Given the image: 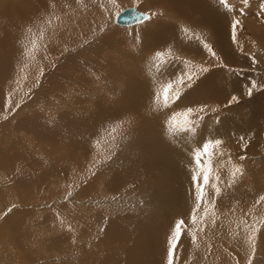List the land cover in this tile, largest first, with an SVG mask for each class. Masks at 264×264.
<instances>
[{"label":"bare ground","instance_id":"bare-ground-1","mask_svg":"<svg viewBox=\"0 0 264 264\" xmlns=\"http://www.w3.org/2000/svg\"><path fill=\"white\" fill-rule=\"evenodd\" d=\"M133 2L137 3L138 1L0 0V65L7 63V67L1 71L3 77L0 76V112L6 109L7 94L11 93L15 85H18L17 81L22 82L19 75L30 77V74L34 73L35 70H47L51 63H53V67L47 73H57L59 68L61 74L65 75L71 84L77 85L78 91L83 92L81 96L77 97L75 95L76 100L73 102H67L68 104L66 105L57 104L56 106H60V110H65L59 116L46 117L41 113L32 114L33 112H31L30 114L28 112L29 114L25 117V114L21 116L22 120L17 126V129L25 127L28 130L36 131L48 143L54 142L56 146L61 144L67 147L65 154L64 152L62 154L59 153L61 149L59 151L56 149L58 152L50 149L51 152L55 153L54 155L63 156L62 158L65 161L62 162L60 160L61 156H59V160L50 162L53 170L51 172L48 170L49 172L46 173L48 177L52 173H60L71 178V169L75 167L81 169V171L88 169L87 172H84L89 173L86 178L92 175L99 177V180L94 185L96 193L86 202L82 199L87 205H91V207L89 206V213L86 216L79 215L75 220L73 218L77 214L71 218L73 220L71 223H81L75 226L76 229H79L81 225H91L87 226L79 235V238H82L81 242L62 236V240L59 239L60 241H50L48 239L49 243L54 246H59L60 244L66 249H70L73 246L75 248L78 244L81 245V247L76 249L73 256L68 255L65 257L67 264L77 261V264H84L82 261L84 262L86 259L90 260V262L85 264H167V241L171 231L174 229V222L183 219L185 231L182 233L180 242L173 253V264H185L189 256L207 257L206 253L210 251L221 257V259L219 258L220 262L210 258L212 261L210 264H247L251 251L247 238L250 233L245 230L247 224L255 225L260 230L258 233L257 254L253 262H257V259L264 261V205H261L264 203V199H262L264 197V167H262V163H259V166L253 169L248 166L249 169L246 168V170H244L245 164L240 165L241 167L244 166L241 168L242 173L246 172L247 169L252 171L251 173L250 171L248 172L249 177L245 173L246 176L242 174L248 179H246L247 181H244V177L242 178L243 180L239 178L243 181L240 186H250L251 191L255 187L254 190L257 192L254 193L253 191L252 194L241 191V187L229 190L223 183L218 182L222 186V192L217 195L214 189L217 181L215 180L216 175L213 168L212 184L206 188L205 201L201 208L197 210L195 208L196 201L193 196V182L191 180L193 170L196 168L194 152L197 148H202L203 143L208 140H222L225 137L222 131L224 123H222L223 121L220 118H217L218 116H214L212 119H216L213 121H217V123L214 128L212 127L213 129H209L212 124L209 125L205 118L203 127L197 125L198 129H200L199 134L177 131L173 138L168 133L170 116L177 115L176 113L179 114L190 106H199L206 103L210 108L212 106L208 105V103L212 99H217L218 102L220 97H213L216 93H219V86L216 82H220L226 77L222 78V74L216 76L212 74L210 77L207 76L206 80L196 86V88L183 89L184 95L181 97L183 103L178 100L176 104L167 109L163 106L162 98L157 101L153 96V93L159 92L158 89L166 86L169 80L175 83L180 75L179 69L182 67L179 62H173L171 70H166L164 76L161 77L154 67L150 65L151 63L154 65L156 62L154 60L155 52L157 51L155 47L166 49V52H168L167 48H172L173 50L177 48L182 51L185 49L192 54V57H194L193 53H195L198 57H202L199 58L202 62H206L205 55L209 52L203 47L205 42L202 39H212L210 34L213 32L218 36L219 31L221 32L220 28L226 31L229 30V23H227L228 21L225 22L227 19L222 18L225 23L221 24V21L218 24L219 12L222 11L219 10L217 12L216 9L219 0H161L159 1L161 4L159 5L160 11L162 12L166 9L164 5L167 6V9L169 7L170 9L164 11L163 15L157 19L129 25L118 24L116 22L117 14L127 7L136 5ZM121 4L130 5L123 6L124 8L120 9L117 14L115 13V18L113 15H109L106 21L105 13L109 14V10L113 9V6ZM153 4H155L153 1L145 2L139 8L141 10L151 9ZM135 8L138 9L137 6ZM140 9L138 10L141 11ZM216 12L219 14L217 17ZM221 13L226 12L223 10ZM197 15L201 17L200 19L204 24L202 27L204 28L192 24L191 22L194 19L192 21L186 19V16L189 18L194 16L195 18ZM224 16L227 17L226 15ZM172 21H176L178 27ZM114 23L130 27H115ZM185 27L190 32L195 33L191 40H188L182 31ZM153 36H157L154 41L151 39ZM197 37L202 39H197ZM217 42L222 43V41ZM33 43L35 44V49L32 51L31 57H29L28 53L32 50ZM125 47H128V49ZM50 50L53 51L52 55L48 54ZM174 53L176 54V52H172L171 55L173 56ZM51 56L53 57L52 60L47 61L45 59V57L49 58ZM182 57L183 60L195 64L196 60L190 56L183 55ZM160 63L162 64V61ZM15 67L18 68L17 71L20 69V74H16L14 76L16 78L13 79ZM86 67L88 68L87 70ZM71 69H84L85 71L80 72L79 70L70 74L69 71ZM86 71L104 72L103 75L101 74L95 79V82H102L104 85V88H101L98 84L96 85L101 88L99 91L104 89L102 93L94 91L93 84L91 85L90 81H86V79H90ZM173 71H175V75H170ZM47 73L46 78L49 77ZM70 76H74L73 79ZM112 76H115V79L110 78ZM120 77L126 80L124 82L126 84L123 86H121L123 82L120 85H116V91L122 89L120 92L118 91L121 94L113 96L116 100L104 97L103 93L108 92L107 94L111 95L112 90H114L109 83L115 80L117 84L119 80L122 81ZM256 80L261 81L258 78ZM259 82L257 81V83ZM193 83L195 84L196 82L193 81ZM47 84L50 89L45 90L41 87L46 94L45 96H49L57 88L62 87H59L56 82ZM5 87H8V90ZM233 95L234 93L230 94L226 101L216 102L217 105L214 107H221L222 104L228 103L229 98ZM81 98H84V100H78ZM199 99H203V101L195 102ZM46 101L47 105L51 106L52 109H54L55 102H58L55 98L52 101L50 99ZM25 108L26 106H22L20 113L24 112ZM229 108L232 109L231 112L236 110L235 107L230 106ZM261 110H264V108L262 107ZM123 113H128L134 118L131 126L125 123L122 127H117L120 124V120L116 119V117ZM257 113L259 112L257 111ZM253 114L255 115V113ZM222 117L225 120L226 116ZM262 121L264 122V118ZM182 123L183 118L177 115V121L172 124V127L175 128L176 125ZM261 126L263 125L261 124ZM113 127H116L115 133L111 131ZM236 127L238 128L239 126ZM17 129L13 128V131ZM119 132H121V135ZM116 134L120 136H116ZM113 136L115 139H113ZM253 136L255 135L253 134ZM97 140L101 142L99 147L96 146ZM227 144V141H224L220 147L228 151V153L220 156L219 150H217L216 156L221 159L219 160L221 164L222 162H230L232 159L237 160L240 158L239 155L232 154L231 148ZM136 147L140 149V152L142 151L141 154H137L138 150H136ZM242 147L244 146L242 145ZM104 150H106L105 154L103 153ZM263 150L264 142L259 145L258 150L254 147L246 149V151H249L247 152L248 154L251 153L250 156L260 153V151L263 152ZM14 153L18 152L9 151L7 156L14 158ZM92 153H99L97 160L94 163L92 162L93 165L91 163L92 166L84 164L86 163V156ZM81 154L83 155L82 160L76 161V164L74 159ZM231 154L232 156L229 157ZM0 158L4 159L3 157ZM20 158H24V155L20 154ZM107 159H110L112 163L107 165ZM208 159L207 156L204 157L206 166ZM261 159H264V157ZM217 161L212 157L211 167L212 165L218 166L217 163L220 164V162ZM3 163L4 165L6 164L5 162ZM60 164L73 165L71 169L66 165L60 171L57 168L54 169V167L60 168L62 166ZM37 166L38 163L34 160L33 167L36 169ZM85 167L87 168L84 169ZM6 169L8 170V168ZM6 169L4 170L7 171ZM197 170L199 171V169ZM161 173L162 175L160 176ZM88 182L85 180L82 185L85 186ZM36 183L35 185H37ZM52 185L51 183V188H53ZM78 190L80 191L81 188L77 189L76 195ZM133 190L135 192H132ZM113 192L117 196H114ZM16 195L19 196L21 194L17 193ZM1 196L0 205L5 203L2 201ZM113 197L116 199L113 200ZM238 199H244L250 205L252 201L257 202L258 200L259 205L262 206L258 212V217L249 214V217L242 216L240 214L241 210H234L232 213L228 212V209L234 207L235 201ZM84 202L81 203L84 204ZM220 202L223 206L216 204ZM52 205H54L53 201ZM120 207L125 208V212H119L117 209ZM223 207L226 209H222ZM133 208L138 209V211L135 212ZM205 208L208 212L207 216H204ZM77 210L81 211L82 209ZM215 212L218 214L221 212L220 214H222H219L221 218H218L219 222H217V224H221V227L213 225L209 221ZM223 212L226 214H223ZM192 215L197 216L195 223L192 221ZM52 216V220L57 217ZM217 217L219 216L217 215ZM200 223L204 224V229H200L202 228L199 226ZM97 225H102L103 230L96 236L92 233L95 232L94 228ZM198 234L200 236L203 235L207 240H212L215 248L213 249V244L212 248H210L212 242H208L210 245L209 249L206 250L203 242L198 240ZM88 236L91 238L88 239ZM225 242H229V245L226 246L227 243L225 244ZM45 245L47 244L45 243ZM82 255L85 256L81 260ZM228 256L232 257L227 258ZM231 258L234 260H231ZM59 263L63 264L62 260Z\"/></svg>","mask_w":264,"mask_h":264},{"label":"rangeland","instance_id":"rangeland-1","mask_svg":"<svg viewBox=\"0 0 264 264\" xmlns=\"http://www.w3.org/2000/svg\"><path fill=\"white\" fill-rule=\"evenodd\" d=\"M133 1H135V0H133ZM136 1H138V2L137 3L133 2L136 4L133 6L134 7L137 6L138 9H140L139 6L145 2H152L153 1L155 3V4L151 5V9H147V10L146 9L145 10L140 9L141 11H144L146 13L153 14V20L157 19L159 16H162L164 11L170 9V7L167 9V6L164 5L165 6L164 8H166V9L161 12L160 11L161 9L159 8V5H161L159 1H161V0H144V1L143 0H136ZM228 2L230 5L234 6L236 9L243 7L245 9L246 14L241 16L238 13V11L231 14V15H234L235 18L241 20V26L238 29V40L236 42H233L231 39V33H230V27L229 26H228L229 30H227V31L220 28L221 32H222V30H223V32L221 33L219 31L218 36L214 32L212 33L213 36H212V34H210L212 39L211 38L210 39H207V38L202 39V40H204L205 43H208L211 47H213V49L219 54L218 57L214 58L211 56L210 53H208L207 55H205L206 62H202L201 59H199L202 57H198L195 53H193L194 57H192V54L188 53V51L185 49H184V51H182V50L175 48L174 49L175 51H174L172 48H167V51L169 52V49H170V50H172L171 53L176 52L177 55L174 53L173 56H177L182 60H183V57H182L183 55L190 56L191 58L196 60L195 64H199L201 66L209 68L208 73L202 74L203 79L200 80L199 84H202L206 80V77L207 76L210 77L212 74H214L215 76L222 74V78L226 77L223 79L224 81L222 80L223 82L222 81L216 82L219 86V88H218L219 93H216V95L213 96L215 98H216V96L220 97L222 100L220 98H218V102H217V99H212L210 101V103H208V105L212 106L210 108L220 109V111L218 112V115L210 114V115L206 116L205 118H206V121H208L209 125L212 124L209 126L210 127L209 129H213L217 123V121H215V122L213 121L216 119H212V118H214V116H218L217 118L218 119L220 118L223 121L222 123H224V124L222 125V127H223L222 131L224 133L223 135L225 136V137H223V139H225L224 140L225 142L227 141V143H228L227 145L230 146L232 154L239 155L240 158L237 160L232 159L230 162L229 161L222 162V164H221V161H219L221 159L215 155L213 157L215 158V160H218L217 162H220L221 165L219 163H217L218 166L212 165V168L215 169V175L217 173H219L221 175V180L219 182L223 183V185H225V187H227L229 190L230 189H236L237 187L238 188L241 187V191H245L247 193L252 194L253 191H254V193L257 192L256 190H254L255 187H253L252 188L253 191H251L250 186H246V185L240 186V185H241V182L243 184V181H242L243 179H244V181L248 180L244 176H246L245 174H247V176L249 177L248 172L249 171H250V173L252 172L251 170H248L249 168L250 169L256 168V166H259V163L260 164L262 163V167H264L263 166L264 165L263 164L264 159H261L264 157V150H263V152L262 151H260V153L258 152L259 154L255 152L256 154L251 155V156H250L251 153L248 154L247 152H249V151H246V149L251 148V147H254L255 149L258 150L259 145L264 142V124H263L264 122L262 121L264 118V110H261L262 107L264 108V94H263L264 93V61H263L264 60V52H263V50H264V14H262L258 8V5L261 2V0H253L251 6L243 5L242 0H228ZM133 3H131V4H133ZM129 5L130 4H128V5L127 4L116 5V6H113V9H111L112 8L111 7L110 8L111 10H109L110 13H109V11H107V13H109V14L105 13V20L108 19L109 15L114 16L115 13L117 14V12L120 9L124 8L123 6H129ZM216 9H217V12L219 10L220 11L222 10L221 12H223V10H225V12H227V10L224 7H222V5L220 6V4H218ZM217 12H216V17L220 14V16L218 18V24H220L221 21H222L221 24H224L227 21H228L227 23H229L231 16L225 17L224 16L225 13L219 12V14H218ZM156 13H162V15L157 16ZM114 18H115V16H114ZM200 18L201 17H199V15L195 16V18H194V16L190 17V18L188 16H186V19H189L191 21L194 19L191 22L192 24H195L198 27L204 28V27H202V26H204V24L202 23V20ZM222 18L225 20L227 19V20L224 22ZM172 22L176 27H178V23H176V21H172ZM114 26L115 27H130V26L117 25L115 23H114ZM206 29H208V28H206ZM223 33H224V35H223ZM151 39L154 41L157 39V36H153V37H151ZM217 41H222V43L220 44ZM125 48L128 49V47H125ZM155 49L157 51L168 53V52H166V49H163V48L155 47ZM50 51L48 52V54L52 55L53 51L52 50H50ZM64 54H66V53L64 52ZM180 55H181V57H180ZM224 55H226V56H224ZM45 59L48 61V60H52L53 57L52 56L49 58L45 57ZM175 62H179V61H175ZM187 62H189V61H187ZM172 63H173V61H171V60H169V62L167 64H164V62L162 61L163 65L161 64V67L166 68V70H169L172 66L171 65ZM150 65L153 66L152 63ZM6 67H7V63L4 65H0V76L1 77H3L1 75V73H2L1 71ZM52 67H53V63H51V65H49L48 69L45 71L44 70H40V71L35 70L34 73L30 74V77H27V75H24V76L19 75L20 69L17 71L18 68L15 67V70L13 72V77L16 74H18L19 78L22 80V82L20 81L19 85H15V88L13 87V90H11V93H14V95L12 96L13 108L12 109H5V110L0 112V157H3L5 159L4 160V159L0 158V195H2L1 196L2 201L5 202V203H3L5 208L3 207V204L0 205V215H2L6 211V207L8 208V207H11L12 205H16V208L13 210V212L8 217H6L4 220L0 221V264H56L57 262H58V264H61V263H59L60 260H62L63 264H67V259H65V257L68 255L73 256L76 249L81 247V245L76 243L78 245L75 248L73 246L72 247L73 249L70 248V249H72V250H70V249H66L65 247H62V245H60V244H59V246H54L52 243H49V242L50 241H58L59 239L62 240V236L66 237L68 239H76V240H78V242H81L82 238H79V235H81V232H83V230L86 229L87 226H91L90 224L81 225V227L79 229L78 228L76 229L75 226H78V224H81V223L80 222L71 223V221H73L71 218H73V216H75L77 214L73 218L75 220L77 216H79V215L86 216L89 213V210H90L89 206L91 207V205H87L85 202L88 201L90 199V197H92L93 194L96 193V189H95L94 185L99 180V177H96V176L94 177V175H92V176H89L88 178H86L89 175V173H84V172L88 171V169H86L87 167L84 168L86 170H82V171H81V169H78L75 166H74L75 168L71 169V166L73 164H71V166L65 164L67 167H70V169H71V178H69L68 175H61L60 173H56V174L52 173L51 176L48 177V175L46 173L49 171L51 172L53 170V168L51 169L52 163H50V162H54L56 160H59V156H61V155H59V156L54 155L55 154L54 152L55 151L58 152L59 149H61V152H59V153L62 154L64 152V154H65L67 152V147L64 145H61V144L56 146L54 142L48 143L47 141L42 139L34 130H28L25 127H23V128L21 127V128L17 129L18 124L22 120L21 116H23L24 114H25L24 117L29 113L31 114V112H33L32 114L41 113V114L45 115L46 117L59 116L60 114L64 113L65 110H63V109L60 110L59 109L60 106H56L57 104L61 103L62 105H66V104H68L67 102H73L76 100L75 95L78 97V96H81L83 94L82 91H78L77 85L71 84V82L68 81L66 76L61 74V71L59 70V68L57 69V73H55V72L47 73V71ZM87 69L88 68L86 67V70ZM79 70H80V72L85 71L84 69H79ZM79 70H76V69L72 70L71 69L69 71V73L72 74L73 72H78ZM86 72H87L86 73L87 76L90 77V79L85 78L86 81L88 80L91 82V85L93 84L92 86H93L94 91L102 93L104 89L101 91H99V89L104 88V85L102 84V82H95V79H97L101 74L103 75L104 72H100V71H98V72L86 71ZM46 73L49 74L48 78H46ZM224 73L227 75H225ZM241 73H244V74L241 75ZM255 75L256 76L259 75L257 78L261 80L260 82L262 84L259 82V80H256V83H257V81L259 82V83H257L258 85L256 84V87L257 86L258 87L257 88L255 87L253 89L252 94L249 95V94H247V90H245V89H247V87H250L251 82L254 81L255 79H257ZM52 76H53V78H52ZM252 76H253L254 80L252 79ZM73 77L74 76H70L71 79H73ZM15 78L16 77H14L13 79H15ZM110 78L115 79V76H112ZM120 79H122V81L119 80V82L117 84H116L115 80H113V81H111V83H109L113 86L114 90H112L111 95H108L107 94L108 92L105 94L103 93L104 97H109V98L116 100V98H114L113 96H115L117 94H121L119 92L122 90V89H119L118 90L119 92L116 91V88H117L116 85H120V84H122V82H123V84L121 86L126 84V83H124L126 81L125 78L120 77ZM250 79H251V81H250ZM233 81H235V83H233ZM49 82L50 83L56 82V84L59 85V87L62 86L63 88L61 87L59 89L57 88L56 90L54 89L55 90L54 93L51 92L52 94H50L49 96H45L46 94L44 93V90L41 89V87L45 90L50 89V86L47 84ZM97 84L101 88L97 87L96 86ZM71 85H73V86H71ZM159 85H161V83H159ZM239 86L242 88H240ZM208 87H209V85H208ZM217 87H215V88H217ZM5 88H6V90H8V87H5ZM11 88H12V86H11ZM160 90L161 89L159 88L158 91H160ZM29 91L31 92L30 96L26 95V93H29ZM76 93H78V94H76ZM232 93H234V95L237 97V100L235 102H230V98H231L230 97L228 103H225L224 105L222 104L221 107H214L220 101H223V100L226 101V99ZM260 97H261V99H260ZM54 98L58 101V102H55V104H54L55 110L52 109L51 106L47 105V101H46L48 99H50V101H52V99H54ZM78 100H84V98H81ZM260 100H261V102H260ZM200 101H203V99H199L195 102H200ZM17 104L20 105V108L22 106H26L25 111L20 113V108L17 110L15 107ZM245 104H246V106H244ZM230 106L235 107L238 112L236 110L231 112L232 109L229 108ZM257 106L259 109L257 108ZM250 110H252V111H250ZM257 111L259 113H257ZM181 112H183V111H181ZM224 113H225V115H224ZM253 113H255V115ZM176 114L178 115V113H176ZM222 116H224V117L226 116L225 117L226 121L224 120V118ZM5 117H8V119H5ZM260 117H261V119H260ZM211 119H212V122H211ZM259 120H261L260 121L261 123L259 122ZM242 122H243V124H242ZM169 123H168V126H169ZM246 124H247V126H246ZM261 124L263 126H261ZM236 126H239V127L237 128ZM254 126H256V127H254ZM251 127H253V128H251ZM13 128H16L17 130L13 131ZM239 128H241V129L238 130ZM245 128L248 130H246ZM260 131H262V132H260ZM252 132L255 136H253ZM119 134L121 135V132H119ZM119 134H116V136H120ZM241 135L244 137L243 141L240 140ZM248 136H249V138H248ZM52 143H54V144H52ZM4 145H5V148H4ZM242 145L244 147H242ZM245 145H247V146L245 147ZM54 146H56V147H54ZM239 148H240V150H239ZM50 149L54 152H51ZM136 150H138L137 154L142 153V151L140 152L139 151L140 149H137V147H136ZM9 151H15V152H18L20 154H23L24 158H20V154H18V153L13 154V155H15V156H13L14 158L8 157L7 152H9ZM143 151H144V149H143ZM243 152H245V154H243ZM103 153L105 154L106 150H104ZM224 153H228V151L224 150ZM51 154H53V155H51ZM232 154L229 155V157H231ZM18 155H19V157H18ZM98 155H99V153H92L91 155H87L86 156V163H84V164L92 166L93 163L97 160ZM82 156L83 155L81 154L79 157L75 158L74 162L76 163V161L77 162L81 161ZM62 157L63 156L60 157V160L63 162L65 160H63L64 158H62ZM258 157H260V158H258ZM34 160L37 161V163H38V166L36 169L33 167ZM262 160H263V162H262ZM7 161H9L8 163H10V164L6 163ZM3 162H5L7 165L5 164L6 165L5 166ZM91 163H92V165H91ZM109 163H112V162H110V159L109 160L107 159L106 164L108 165ZM237 164L238 165H241V164L244 165L245 164L244 165L245 167L243 166L244 170H246V168H248V166H249V168L247 169L246 172H243L244 176L237 174V176L235 177V180H234L232 173H233L234 165H237ZM60 165H62V164H60ZM65 165H62L60 168L54 167V169L57 168L60 171V169L61 168L63 169L65 167ZM243 167H241V168H243ZM6 168H8V170ZM4 169H6L7 171H5ZM25 169H27L26 170L27 172L25 171ZM149 174H148V176H149ZM161 175H162V173L160 174V176ZM239 178H241V179L243 178V179L241 180ZM85 180L89 181L88 183L90 184V186H88L89 185L88 183L85 184V186L82 185L83 183H85ZM94 180H95V182H94ZM239 180H241V181H239ZM35 183L37 185H35ZM51 183L53 184L52 185L53 188H51ZM77 183H78V185H76ZM74 184H75V186H73ZM92 187H93V189H92ZM78 188H81V190L80 191L78 190V193L76 195ZM83 188L84 189L86 188L85 191ZM82 189H83V191H82ZM87 190H88V192H87ZM122 192H125V191H122ZM132 192H135V190H133ZM17 193H19L21 195L17 196L16 195ZM69 193H71V196H69ZM113 194H114V196H117V194L115 192H113ZM3 196H4V198H3ZM81 197H83V198H81ZM82 199H84L85 202ZM52 201H53L54 205H52ZM81 202L82 203L84 202V204H82ZM216 204L222 205L221 202L216 203ZM259 204L260 203L258 202V200H257V202L252 201V204L250 205L247 203V201H244V199H238L235 201L234 207H232V208L230 207L231 209H228V212L232 213L234 210L235 211L241 210L240 214L242 216H248L249 217V215H255L256 217H258V212L260 211V208L262 207ZM261 205H264V203ZM123 207H125V206H123ZM123 207H120L117 210H119V212H122L125 209ZM62 209H64V210H62ZM77 209H79V210L82 209L84 213L82 212V210L78 211ZM222 209H226V208L223 207ZM73 210H74V212H73ZM133 210L135 212L138 211V209H136V208H133ZM221 212H222V210H221ZM221 212H219V214ZM72 213H74V214H72ZM219 214L215 212V214L209 220V221H211V223L213 225H216V226L219 225V224H217V222H219L218 218L220 219L221 218L220 215H222V214H220V215ZM223 214H226V213L223 212ZM52 215L57 216V217L53 218V220H52V218H51V217H53ZM217 215L219 217H217ZM61 221H63V226L61 224ZM68 225L72 226L71 231L68 230ZM13 226H14V228H13ZM101 226L97 225L94 228L95 232H93L92 234H94L96 236L99 235L102 232L101 229L103 226L102 227ZM199 226L202 227V228L199 227L200 229H204V227H205L204 224H201V223ZM263 228H264V225H263ZM245 230H248L247 227L245 228ZM15 231H16V235H15ZM93 237H95V236H93ZM197 237H199V239H198L199 241L201 240L203 242V245H204V247H206V250L209 249V245H210L209 243H211V242L212 243L210 245V248H212V247H213V249L215 248L214 242L212 240H207L206 238H204L203 235L200 236L199 234L197 235ZM201 237H203V238H201ZM90 238L91 237L88 236V239H90ZM48 239H50V241ZM45 243L47 245H45ZM206 244L208 245V247ZM212 244L214 246H212ZM225 244H226V246H228L229 242H225ZM60 249H61V251H59ZM210 253H211V251L209 253H206L207 257L206 256L205 257L189 256V258L187 259L185 264H208V263L210 264L212 262L211 260H214L216 262H220L219 258L221 259V257L218 254L212 252L210 255ZM256 254H257V252H256ZM83 256H85V255H82L81 260L83 259ZM230 257H232V256H228L227 258H230ZM210 258H211V260H210ZM44 260L46 263L44 262ZM231 260H234V259L231 258ZM51 261H53V262H51ZM88 262H90V260H88V259H86V261H84V262L82 261V263H84V264L88 263ZM73 263H69V264H73ZM75 263L77 264L78 261ZM262 263H264V261H260L259 259H257V262H255V261L253 262V264H262Z\"/></svg>","mask_w":264,"mask_h":264},{"label":"snow or ice","instance_id":"snow-or-ice-1","mask_svg":"<svg viewBox=\"0 0 264 264\" xmlns=\"http://www.w3.org/2000/svg\"><path fill=\"white\" fill-rule=\"evenodd\" d=\"M252 2L253 0H242L243 5L251 6ZM219 4L222 5L227 10L225 15L231 16L229 20L231 39L233 42H236L238 40V29L241 26V20L235 18V16L231 14L238 11L239 14L243 16L246 14L245 9L243 7L236 9L234 6L229 4L228 0H219ZM258 8L260 12L264 14V0H261V2L258 5ZM156 15L159 16L162 15V13H156ZM142 16H143V21H149L153 19V14L151 13H145L142 14ZM182 31L188 40H191L192 37L195 35L194 32H190L189 29L186 27L183 28ZM197 39H202V38L197 37ZM203 47L208 50V52L211 54L212 57L216 58L219 56V54L208 43H204ZM34 49H35V44L33 43V48L28 53L29 57H31L32 51ZM154 60L156 62L154 63L153 67L155 71L161 75V77H163L166 72V68L161 67V63H160L161 61H163L164 64H167L169 60L173 62L179 61L180 65L182 66L179 69L180 75L179 77H177L175 83L169 80L166 86H163L159 92L153 93V96L157 101H159L162 98L163 106L166 109L176 104L178 100H180L181 103H183V100H181L182 95H184L182 90L188 88H192V89L196 88V86L199 84L200 80L202 79V74L209 72V68L207 67L201 66L199 64H191L185 60L180 59L177 56H172L171 50H169L167 54L161 51H156ZM170 75H175V71H173ZM193 81H195L196 83L194 84ZM17 84L19 85V81H17ZM255 87H256V81L254 80L251 82V86L247 88V94L251 95ZM30 94H31L30 91L29 93H26V95L28 96H30ZM13 95L14 93L7 94L6 104H5L6 109L13 108L12 105ZM236 100L237 97L235 95H233L230 98V102H235ZM15 107L18 110L20 108V105L17 104ZM219 111L220 109L209 108L206 103L200 104L199 106L187 107L185 111L180 112L178 114L180 117L183 118V123L176 125L175 128L172 127V124H174L177 121V115L171 116V120L168 127V133L173 138L175 137L177 131L199 134L200 129H198L197 125L203 127V122L205 120V117L210 114L212 115L218 114ZM5 119H8V117H5ZM116 119L120 120V124L117 125V127H122L125 123L131 126L134 122V118L128 113H123L118 117H116ZM111 131L115 133L116 127H113ZM113 139H115L114 136ZM240 140L243 141L244 137L241 136ZM222 143L223 141L221 139L208 140L207 142L203 143L202 148H197L194 152V161L196 168L193 170L191 180L193 182V196L196 201L195 208L197 210L201 208L202 204L205 201L206 188L212 184V173L214 169L211 167V158L217 155V150H219L220 156L224 155V150L220 147ZM100 144L101 142L97 140L96 146L99 147ZM246 146L247 145H245V147ZM205 156L209 158L207 162V166L204 160ZM197 169H199V171ZM237 174L240 175L243 174L241 170V166L238 164L234 165V169L232 173L233 179H235ZM215 180L217 181V183L214 185L215 193L219 195L222 192V186L218 183L221 180V175L219 173L216 174ZM69 196H71V193H69ZM112 199L115 200L116 198L113 197ZM262 199H264V197H262ZM15 208L16 205H12L11 207H8L6 211L2 215H0V221L8 217ZM207 215L208 212L207 209L205 208L204 216ZM191 218L192 221L195 223V221L197 220V216L192 215ZM61 224L63 226V221H61ZM184 225L185 222L183 219H179L178 221L174 222V229L171 231V234L167 241V253H166L167 264H173V253L177 248V244L180 242L182 233L185 231ZM246 227L248 229V232L250 233L247 238L251 248L247 264H253V260L256 257L258 233L260 230L257 227H255V225L246 224ZM68 230L69 231L72 230L71 225H68Z\"/></svg>","mask_w":264,"mask_h":264},{"label":"water","instance_id":"water-1","mask_svg":"<svg viewBox=\"0 0 264 264\" xmlns=\"http://www.w3.org/2000/svg\"><path fill=\"white\" fill-rule=\"evenodd\" d=\"M142 14H145V13L139 11L134 6L127 7L117 14L116 22L118 24H124V25L141 22L143 21Z\"/></svg>","mask_w":264,"mask_h":264}]
</instances>
